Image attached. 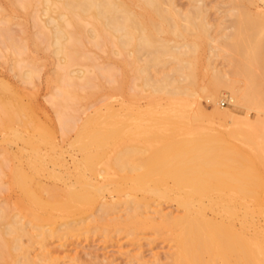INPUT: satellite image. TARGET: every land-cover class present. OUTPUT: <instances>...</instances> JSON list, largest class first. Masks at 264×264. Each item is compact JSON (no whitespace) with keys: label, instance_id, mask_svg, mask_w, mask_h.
<instances>
[{"label":"bare ground","instance_id":"bare-ground-1","mask_svg":"<svg viewBox=\"0 0 264 264\" xmlns=\"http://www.w3.org/2000/svg\"><path fill=\"white\" fill-rule=\"evenodd\" d=\"M235 1L254 3L257 12L261 11L260 3L264 4V0ZM190 2L197 10L184 14L186 28L181 29L176 22L181 14L172 12L176 9L175 0L42 1V13L48 17L45 24L51 27L54 53L62 55L60 58L67 62L68 41L72 36L66 28H78L86 21L94 26L90 31L91 38L114 37L123 49L134 43V53L145 52V58L138 57L144 62L139 71L144 86L151 89L150 98L154 105L141 114V134L153 143L155 150L148 157V164L143 163L140 169L156 179L168 175L176 182L170 188L161 183L154 187L143 185L140 187L143 189L142 196H139L133 192L139 185H124L111 178L110 183L101 186L103 190L110 189V201L101 202L95 193L100 188L80 174L78 182L81 190L69 187L65 193L68 200L57 198L53 191H50L51 199L38 200L46 211L43 216L34 215L33 220L40 222L38 225H33L32 220L24 222V218L18 215L8 218L0 210V256L6 261L11 264H52L56 258L49 247L50 239L61 241L64 230L70 229L72 224L94 222L106 231L110 227V230L130 234L138 229H153L157 235L166 236L173 243L165 261L161 258L149 261L141 253L129 255L127 252L130 264H264V224L261 221L264 216V185L257 172L244 165L233 168L234 160L226 157L229 148L222 136L196 134L167 143V132L183 129L196 121L225 119L237 125L238 130L245 131L255 130L256 126L248 115L240 117L218 105L207 113L199 100L191 101L195 86L191 79L195 73L188 56L197 45L187 42L181 46L173 45L161 36L169 30L174 34L179 32L180 38H185V33L206 35L208 21L204 10L206 4L203 5L206 0ZM132 6L155 15L158 22L152 20L150 25L145 24L143 19L148 14L135 13ZM54 11L56 16L52 15ZM238 24L241 26L237 44L241 52L239 75L244 85L235 89L228 80H223L220 73L212 71L207 91L209 98H216L222 94L221 88L227 87L232 94L229 97L232 105L250 109L256 102L251 93L260 78L257 69L261 67L260 55L253 45L256 40L264 39V11L253 16L242 10ZM256 26L263 27L257 31L249 29ZM242 27L248 28L243 30ZM152 65L159 68L163 65L155 76H151L149 71ZM23 78L32 79L33 72L26 71ZM1 86L3 88L0 89L7 90L6 85ZM15 97L12 95L10 102L7 98V101L0 99V107L5 111L0 114L6 115L0 117V131H9L14 124L26 130L32 129L33 133L24 139L34 155L29 157L28 162L33 168L43 167L45 158L40 155L41 147L53 142L52 135L34 116L27 114L26 106L18 96ZM125 126L123 117L113 116L110 108L105 113H96L79 130L73 141L75 144H71L76 145L74 147L83 155L76 167L93 171L98 163L103 162L108 167L127 169L132 154L120 144L125 136ZM13 136L15 139L24 138L18 130L13 132ZM111 149L115 150L112 154ZM232 170L236 174H232ZM17 176L18 185L26 189L25 180L29 176ZM33 197L36 195L33 194ZM165 201L174 203L182 214L167 211ZM98 204L97 211L88 215L89 209ZM122 211L126 212L125 215L121 214ZM68 218L72 220L68 221ZM108 264L116 263L110 260Z\"/></svg>","mask_w":264,"mask_h":264},{"label":"rangeland","instance_id":"rangeland-1","mask_svg":"<svg viewBox=\"0 0 264 264\" xmlns=\"http://www.w3.org/2000/svg\"><path fill=\"white\" fill-rule=\"evenodd\" d=\"M42 1L0 0V88H3L2 84L7 87V90L0 89V99H8L10 102L14 98L12 95H16L15 98L18 96L24 107L26 106L27 114L34 116V119L45 126L53 141L44 144L41 151L39 150L46 160L42 161L43 167L36 169L29 165L28 161L34 155L32 149L24 142V139L33 133L32 129L26 130L23 126L14 124L13 129L0 131L2 214L8 218L18 215L24 218V222L32 220L33 225H38L40 222L33 220L34 215L46 214L38 200L51 199L50 191H53L57 198L68 200L65 193L69 187L81 190L78 182L80 174L100 188V191L95 193L101 202L110 201V189L103 190L101 186L110 183L111 178L124 185H139V188L135 187L133 191L139 196H142L143 189L140 187L143 185L154 187L161 183L167 188L172 187L176 182L174 178L166 175L162 179H156L140 169L143 163L148 164L147 159L155 150L153 143H149L141 134V114L154 105L150 98L151 89L144 86L139 71L144 62L138 57L145 58V52L134 53V43L123 49L114 37L108 38L104 35L98 36L100 39L91 38L89 35L94 26L86 21L78 28H66L73 38L68 41L70 49L67 50V62L60 58L62 55L54 53L55 48L50 37L51 27L45 24L48 17L42 13ZM26 4L27 7H24ZM175 4L176 9L172 12L181 14L176 22L181 29H185L184 14H192L197 8L190 0H175ZM205 4L207 36L203 33H185V38H180L179 32L174 34L171 30L161 36L173 45L181 46L183 42L197 45L188 56L195 73L191 79L195 83L191 101L199 100L207 113H211L218 105L240 117L248 115L251 122L256 124L255 130H238L237 125L226 122L225 119H209L205 122L189 123L180 130H168L167 143L187 139L196 134L222 136L229 148L226 157L234 160L233 168L242 165L248 167L257 172L264 185V39L256 40L253 45L257 47L260 55L261 67L256 68L260 78L251 93L256 102L250 109L232 105L229 100L232 94L227 87L221 88L222 94L216 98H209L207 91L208 77L212 71L220 73L223 80H228L235 89L244 85L239 75L241 52L237 44L241 26L238 24V18L242 10L250 12L253 16L263 12L264 4L260 3L261 11L258 12L256 4L247 1L239 3L235 0H206L203 5ZM131 8L135 13L150 15L144 17L145 24L150 25L152 20L158 22L155 15L144 9L138 6ZM52 15L56 16L57 12ZM261 27L263 26L249 29L257 31ZM166 28L170 29L168 25ZM246 28L248 27H242L243 30ZM160 68L152 65L149 69L151 76H155ZM26 71L33 72L32 79L23 78ZM0 108V113L4 114V109ZM108 108L113 116L123 117L125 121V136L120 144L132 154V158L127 162L129 167L123 171L115 166L108 167L103 162L98 163L93 171L76 167L83 155L75 148L76 145L74 147L71 144H75L73 141L79 130L89 119L96 113L107 112ZM3 114H0V117ZM201 126L203 128H200ZM16 130L22 134L23 140L14 138L13 132ZM114 151L111 149L110 153ZM231 173L236 174L233 170ZM20 174L29 176L25 180L26 189L17 183L16 178L18 179L17 175ZM33 194L36 197H33ZM164 206L167 211L176 215L182 214L174 203L166 202ZM99 207V204L91 207L87 214L95 213ZM41 210L45 213L42 214ZM125 213L122 211L121 214ZM261 221L264 224V216ZM70 227L64 230L61 241L57 238L50 239L49 247L56 258L52 264H108L110 260L116 264H130L129 255L136 253H141L149 261L157 258L165 261L173 246L166 236L157 235L153 229H138L130 234L126 231L110 230V227L106 231L94 222L72 224ZM8 261L0 256V264H11Z\"/></svg>","mask_w":264,"mask_h":264}]
</instances>
